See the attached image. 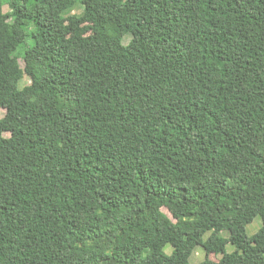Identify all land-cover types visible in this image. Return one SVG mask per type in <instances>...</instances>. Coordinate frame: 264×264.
Listing matches in <instances>:
<instances>
[{"label": "trees", "instance_id": "trees-1", "mask_svg": "<svg viewBox=\"0 0 264 264\" xmlns=\"http://www.w3.org/2000/svg\"><path fill=\"white\" fill-rule=\"evenodd\" d=\"M0 109V264H264V0H0Z\"/></svg>", "mask_w": 264, "mask_h": 264}, {"label": "rangeland", "instance_id": "rangeland-1", "mask_svg": "<svg viewBox=\"0 0 264 264\" xmlns=\"http://www.w3.org/2000/svg\"><path fill=\"white\" fill-rule=\"evenodd\" d=\"M3 10L5 13H9V8L8 5L5 4L3 7ZM82 12V6L80 4V2L78 1L71 9L67 10L64 12V15H70V14H80ZM128 38L125 39V42H127ZM23 50V47L19 48V51L21 52ZM19 63L21 66H23V60L20 58L19 59ZM30 80L27 76H24L20 81H19V88H22L24 85L29 84ZM4 115V109H0V117H2ZM261 226V219L260 216H256L254 218V220L248 224L246 226V234L248 236H251L252 234H254L258 228ZM222 235L224 237L228 236V232L227 231H223ZM171 245L167 244L165 247V250L167 253H169L171 251ZM234 249L233 245L230 243L226 244V250L227 252H230ZM204 255V251L201 247L196 248V250L193 252V254L191 255L189 261L190 264H198ZM209 258L216 261V257L214 256V254H209Z\"/></svg>", "mask_w": 264, "mask_h": 264}]
</instances>
